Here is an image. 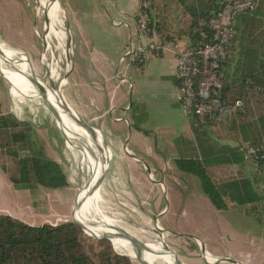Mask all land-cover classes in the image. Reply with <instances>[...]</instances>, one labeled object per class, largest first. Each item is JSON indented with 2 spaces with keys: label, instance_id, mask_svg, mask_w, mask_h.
Masks as SVG:
<instances>
[{
  "label": "rangeland",
  "instance_id": "1",
  "mask_svg": "<svg viewBox=\"0 0 264 264\" xmlns=\"http://www.w3.org/2000/svg\"><path fill=\"white\" fill-rule=\"evenodd\" d=\"M47 1L49 0H0L2 112L30 123L35 131V140L44 146L50 158L60 163L69 179V185L60 189L39 187L34 191L17 190L9 180V177L18 172L17 161L12 157L7 159L8 184L0 191V214H9L31 225H58L77 221L79 214L75 203L76 199L80 201L81 191L88 177L83 163V147L68 144L65 129L58 128L52 111L41 97L53 88L60 89L62 95L70 99L72 92L77 89L74 79L81 78L75 71L68 76L69 85H61L60 78L66 77L71 49L67 26L71 25L75 13L68 11L65 19V14L59 9L65 29V40H62L57 31L51 30V22L45 14L44 4ZM89 1H95L97 7H102L99 0H74L82 5ZM257 10V13L260 12L257 17L259 20L264 15V0H260ZM241 19L236 21L237 28ZM107 23L110 24V20ZM128 61H131L130 57L127 58L126 62ZM140 77L134 80L136 88L133 94L130 84L121 88L129 99L132 98L129 104L135 103L138 106H134L135 119L132 116L128 118L131 126L122 121L126 137L118 134L119 131L115 135H111L109 130L105 131L112 153L111 167L109 161L102 172L101 180L109 170L97 202L98 215L94 214L93 219L115 228L119 234L122 228L144 243L157 241L160 237L167 252L183 264H206L202 248L195 238V235H202L199 229L217 232L225 237L232 234L250 237L260 231L264 232V222L257 220L254 213L244 209H215L204 194L198 195L193 179L175 168V140L180 134L177 131L178 128L181 129L178 123L185 117L184 112L179 108H170V102H155L153 95L157 93L158 83L154 79L144 78L142 75ZM138 98L141 100L140 104L137 103ZM154 103L155 107L152 105ZM263 105L264 101L260 97L246 99V107L252 108L255 117H258L259 108ZM81 118L90 123L82 116ZM135 128H142L141 138L148 139L139 142L138 148L135 147V137L130 135L132 132L135 134ZM225 129L224 125H217V128H209L207 131L210 137L223 142L228 139ZM96 133L102 136L100 132ZM126 143L135 158L125 151ZM156 158L159 159V164L154 163ZM164 160L171 165L166 166ZM185 196L190 198L185 199ZM183 210L189 212V217L182 215ZM102 213L113 220L115 225L99 218ZM82 217L85 221L83 215ZM86 227L93 232L90 227ZM84 234L87 238L97 240L85 232ZM116 252L128 256L120 250ZM132 262L147 264L136 258Z\"/></svg>",
  "mask_w": 264,
  "mask_h": 264
},
{
  "label": "trees",
  "instance_id": "2",
  "mask_svg": "<svg viewBox=\"0 0 264 264\" xmlns=\"http://www.w3.org/2000/svg\"><path fill=\"white\" fill-rule=\"evenodd\" d=\"M191 16L192 25L188 35L193 42L199 35L193 28H204L219 9L218 0H178ZM150 13L155 33L159 23ZM259 8V6H258ZM258 11V10H257ZM238 17L236 35L231 48V58L222 67L224 89L221 96L225 103L252 96L264 101V15L259 13ZM237 19V20H238ZM236 20V21H237ZM240 36V38H238ZM167 36L161 40H172ZM233 53V56H232ZM0 77V87L2 84ZM264 105L258 117L252 108L244 113H235L222 123L237 146L210 144L208 127L212 119H192L196 135L194 142L179 137L176 144L184 151L176 160L177 168L197 177L203 193L217 209L226 207L223 196L244 206L253 204L257 197L252 181L241 171L245 145L264 144ZM34 128L14 115L4 114L0 102V168L9 175L8 158L17 161L18 172L9 177L17 190L34 191L39 187L60 189L69 185L67 173L57 161L50 158L42 144L34 138ZM197 148V149H196ZM0 264H133L125 255L119 254L109 240L87 238L84 230L73 222L58 225H31L9 214H0Z\"/></svg>",
  "mask_w": 264,
  "mask_h": 264
},
{
  "label": "crops",
  "instance_id": "3",
  "mask_svg": "<svg viewBox=\"0 0 264 264\" xmlns=\"http://www.w3.org/2000/svg\"><path fill=\"white\" fill-rule=\"evenodd\" d=\"M99 1L102 6L100 8L97 7L95 1L94 3L89 1L85 5H82V3L78 4L74 0H63V2L57 0V3H60L59 6L61 5V12L65 14V19H67L66 13L68 11L75 13V18L72 20L71 25H66L67 35L71 41V49L64 87L69 85V74L73 75L77 71V74L81 76L80 80L74 79L77 89L72 92L70 99H65L79 119L82 116L101 132L102 136L97 135V133H94V135L98 139L99 137L102 139L105 145L103 147L109 153V159L103 168L104 170L112 159L105 131L109 130L108 132L111 135H115V132L119 131L118 134L126 137L123 131L124 128L121 125L122 121L124 120L131 126L132 123L128 118L132 116L135 119L136 117V108L134 110V106H138L135 103L129 104L132 98L129 99L124 94V91H121L123 86L130 84L131 93L133 94L136 88L134 80L137 77L140 79V75H142L144 78L154 79L158 86L157 93L153 95V100L155 102L164 100L167 104L170 102V108H179L180 111L182 107L177 101L179 86L176 76L178 50L166 51L163 56L150 59L147 65L143 67L131 61L121 63V58L130 43L137 45L136 15L140 0ZM152 3V16L154 22L159 23L160 29L159 33L156 32V38L161 40L164 37L171 36L173 37L172 41L178 45L179 50L191 48L194 42L187 32L191 30L192 19L183 5L178 0H152ZM108 20H110V24L107 23ZM262 29L264 31V27ZM140 102L141 100L138 98L137 103L140 104ZM152 105L155 107V103ZM183 115H185V112ZM185 117H182L183 120L178 123L182 130L180 128L177 129L178 133H180L177 139L184 137L188 141L194 142L197 147L196 135L192 128V119L187 118L186 115ZM95 121L97 124H93ZM217 125H222V123L213 120L208 129H215ZM135 129V134L132 132L130 135L132 138L135 137V147L138 148L139 142L147 141L148 139L141 138L143 134L142 128ZM227 138L220 142L209 135L207 140L210 141V144L237 146L238 143L232 139L229 133ZM112 139L114 138L112 137ZM176 140L174 160L180 158L181 152L184 151L176 144ZM127 144L124 146L125 151L129 153L128 155L135 158ZM158 160V158L154 159V163L159 164ZM164 162L166 166L171 165L167 160H164ZM175 168L178 169L176 165ZM240 169L252 181L257 200L253 204L242 206L228 196H223L226 204L223 209H217L203 193L201 183L197 177L178 170L185 175H189L190 177L188 178L193 179L192 182H195V187L197 186L198 195L204 194L215 209H244L247 212L254 213L257 220L264 222V178L260 169L255 162L246 160L245 155ZM105 176L104 178H106ZM5 184H8L7 178L0 168L1 192ZM5 187L7 188V186ZM165 189H167L166 186ZM187 197L189 196H185V199H188ZM182 215L189 217V212L183 210ZM198 231L202 235H195V238L202 248L206 264L229 262L231 264H264V232L260 231L250 237L248 235L244 236V234H232L227 236V238L217 232L210 233L200 229Z\"/></svg>",
  "mask_w": 264,
  "mask_h": 264
},
{
  "label": "built area",
  "instance_id": "4",
  "mask_svg": "<svg viewBox=\"0 0 264 264\" xmlns=\"http://www.w3.org/2000/svg\"><path fill=\"white\" fill-rule=\"evenodd\" d=\"M260 0H218L219 9L207 23L194 27L193 33L199 40L191 48L180 49L172 40H158L149 11L150 0H140L136 15V42L130 43L121 58L143 67L150 59L163 56L166 51H177L178 79L177 101L189 119L226 122L235 113L246 111V100L225 103L221 92L224 89L222 67L231 58V48L236 35L235 23L238 17L253 14ZM246 160L253 161L264 178V144L245 145L242 149Z\"/></svg>",
  "mask_w": 264,
  "mask_h": 264
},
{
  "label": "bare ground",
  "instance_id": "5",
  "mask_svg": "<svg viewBox=\"0 0 264 264\" xmlns=\"http://www.w3.org/2000/svg\"><path fill=\"white\" fill-rule=\"evenodd\" d=\"M44 6L46 8V17L51 22V30L53 32L57 31L62 36V40H65L64 23L60 14V10L62 11L61 7H59L57 1L53 0L47 1ZM65 55H68V53L66 54L65 52ZM56 76L58 77L57 74ZM60 80L61 85L64 86V81H66V79L61 76ZM41 97L52 111L58 127L63 130L65 129L64 131L68 137V144L71 146L79 145L84 149L83 163L86 167L88 177L81 191V199L80 201L79 199L76 200L75 203L76 210L78 209L79 214V219L75 222L83 226L84 229L92 235H100L111 239L115 249L131 256L130 258L132 260L136 258L147 264H181L177 257L175 259L169 251V253L167 252L159 235V240L157 241L149 239L150 242H147V247L137 246L123 238L121 229V233L119 234L115 228L103 225L99 220L93 219L94 214L96 216L98 215L97 202L98 198L100 199L98 192L100 174L108 162L109 153L106 148H104L105 145L102 139L98 136L99 140L89 127L80 122L75 111L67 104L60 89L51 88V91L47 95H41ZM71 111H73L74 114H72ZM61 125L63 127H61ZM99 218L111 223V225H115L113 224L115 222L109 219L104 213L100 214ZM86 226L90 227L91 231L94 233L88 231Z\"/></svg>",
  "mask_w": 264,
  "mask_h": 264
},
{
  "label": "water",
  "instance_id": "6",
  "mask_svg": "<svg viewBox=\"0 0 264 264\" xmlns=\"http://www.w3.org/2000/svg\"><path fill=\"white\" fill-rule=\"evenodd\" d=\"M53 1H57V0H53ZM1 44H0V50H2L1 49ZM3 52V51H2ZM7 61V60H6ZM8 62V61H7ZM9 63V62H8ZM0 77L3 79V77L0 75ZM11 85H13V84H11ZM72 112V114H74V112L73 111H71ZM79 118V117H78ZM80 120H81V122L84 124V125H86L87 127H89L94 133H96L97 131L98 132H100L99 131V129H97L96 127H94V126H92L90 123H87L86 121H83V119L80 117ZM101 133V132H100ZM110 167H111V161H110ZM110 169V168H109ZM104 180H105V178L104 179H102L101 180V182H100V184H99V188H98V192H99V196H101V188H102V185H103V182H104ZM98 200H99V198H98ZM73 223H76L75 221H72ZM77 225H79L78 223H76ZM83 230H84V232L86 233V234H89V235H91V236H93V237H95V239H97V240H109L111 243H112V240L111 239H109V238H107V237H104V236H95V235H92V234H90V233H88L85 229H84V227L83 226H81V225H79ZM121 232H122V236H123V238L125 239V240H127V241H129L130 243H132V244H134V245H137V246H144V247H147L148 246V244L147 243H144V242H142L141 240H139L137 237H135V236H133V235H131L130 233H128L127 231H125L124 229H122L121 228ZM181 264H183L181 261H179Z\"/></svg>",
  "mask_w": 264,
  "mask_h": 264
}]
</instances>
